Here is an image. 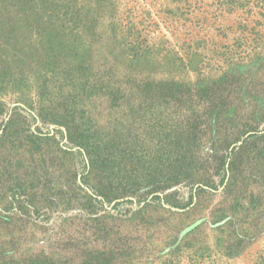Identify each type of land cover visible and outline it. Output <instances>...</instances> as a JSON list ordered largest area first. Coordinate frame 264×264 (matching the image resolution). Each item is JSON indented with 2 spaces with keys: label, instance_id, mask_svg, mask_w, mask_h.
<instances>
[{
  "label": "rangeland",
  "instance_id": "374dc122",
  "mask_svg": "<svg viewBox=\"0 0 264 264\" xmlns=\"http://www.w3.org/2000/svg\"><path fill=\"white\" fill-rule=\"evenodd\" d=\"M0 264H264V0H0Z\"/></svg>",
  "mask_w": 264,
  "mask_h": 264
}]
</instances>
